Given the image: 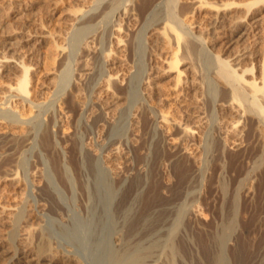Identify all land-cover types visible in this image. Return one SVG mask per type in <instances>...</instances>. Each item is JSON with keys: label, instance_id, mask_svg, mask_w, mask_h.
I'll list each match as a JSON object with an SVG mask.
<instances>
[{"label": "rangeland", "instance_id": "374dc122", "mask_svg": "<svg viewBox=\"0 0 264 264\" xmlns=\"http://www.w3.org/2000/svg\"><path fill=\"white\" fill-rule=\"evenodd\" d=\"M111 1L112 0H0V95L6 90L8 91L5 93L6 101H3V103L0 101V103L3 104V106L0 104V133L2 134V132L5 133L7 131L10 135L12 134V137L7 136L8 138H4L0 134V164L6 161L4 164L5 166L7 165V169L11 167L14 169V165L17 163L21 164L22 168H31V171L33 169L32 172L29 170V175L31 176L28 175L26 178L20 177L18 179V181L20 180L18 185L8 180H0V204H5L6 207H10L13 202L27 195L26 198L29 203L32 204L34 202L32 206L29 203L27 204V207H29L27 213L30 212L28 216L35 214V207L33 206H35V204L37 205L40 199L38 190L37 192L35 191L36 187L32 183L31 178L35 171H41L38 175L40 181L43 178L41 182L44 183L41 184L40 182V188L46 186V188L48 187L47 189H49L50 184H53L52 181H55L56 184H53L52 188L50 187L52 191L50 189L49 191L51 193L57 192L56 195H63L59 198V200L62 201V203H60L65 208L67 206L70 207H67L65 212L69 215L77 211L79 217L85 219V217H88L86 216L88 205L92 212V205L95 200L92 198H94L95 194L93 193L94 191H91L93 190L91 186L94 185L95 182H93V180L96 181L95 178L99 174L97 176V178H99L97 182H100L99 190H101V192L103 190V192L96 191V194L102 195L104 192L106 193L105 189L107 187L110 188V184H112L113 187L111 186V189L113 188V190L116 191V200L114 203L118 200L120 201L124 197L130 198V203L128 202L124 208H128L131 205L132 214L136 213L139 209L138 213L143 212L141 210L146 208L143 204L147 203V201L150 203L151 189L155 184L158 194L155 191L156 198L151 200L150 204H152L153 207L149 204L151 207L148 206L149 209L147 208L148 210L144 211H146L145 214L150 211L148 215H146L148 223L157 222L159 219H164V222L166 221L165 227L163 221H161L163 224L162 226L160 225L161 227H157L160 228L159 230H169L172 226L170 224L174 223L180 208L184 205L185 215L183 214V220L185 221L183 222L185 223L182 224V232L180 234L182 237L184 236L183 238H185L187 244L193 247L191 248L194 249L196 258H203L201 257L202 254L200 251H203L202 249L208 246L209 240L212 241L213 238L217 237L219 233H221L222 228L229 222H232L234 225L231 236L227 241L228 244H226L229 254L231 249L232 251L233 249L236 250L237 247L246 244L245 242H249L254 246L260 245L263 240L262 233L264 229V132L259 134V132L253 131L249 121L246 119L245 123L243 121L240 125L243 132L240 135V138H242L240 141L242 140V142L239 141V146L231 145L229 142L220 140L218 137L219 135H217L218 132L215 130H217L216 125L221 118L218 104L219 102H223L221 100L222 97L220 96L219 98V94L222 90L213 77H215L218 69L217 57L221 56L220 58L223 57V59L225 58V60L228 59L227 61H229L233 59V54L237 51H242L241 53L244 54L243 60L239 64L229 61L232 67L235 69L245 66L246 68L251 67L252 71L255 72L257 67L264 63V27L247 33L248 35L246 34V36H244L245 39L244 37L239 39L234 43L235 45L228 50L227 41L232 36L231 26H222L219 28V32L217 31L216 34H213L206 21L207 13L209 12L206 7H204L203 10L192 3L183 2V0H179V2L182 1V3H178V5V0H176L175 4L178 6H175V11L177 10L176 14L179 15L178 19L181 20V18L184 17L183 19L185 20V22L181 20L183 21L182 28L188 32V35L190 34L189 38L195 41L194 43L197 51L199 54L201 53L200 56L197 57V51L192 55L185 47L188 54L186 55L183 49L184 46H186V42H183L182 44L184 46L181 45L182 47L178 49L172 33L169 31L165 32L161 28L164 25L162 21L157 22L158 24L156 23L153 26L154 30H144L145 24L147 26L149 21V17L144 15V0H130V2L129 0H121L120 2H123L118 3L120 7L117 6L118 4L115 5L118 7H116L115 10L113 9L115 6H110ZM244 1H246V6L248 5L246 8H250L252 11L259 10L261 14L264 15V0H260L258 6L254 4L256 8H252L254 7L253 5L249 7L254 0H241L238 4L240 5ZM256 1L259 2V0H255V2ZM128 2L130 4H128ZM164 2L165 0H159L156 4L157 7L159 5V7H163L165 5ZM108 4L111 9H109ZM105 6L106 8H104ZM181 7L185 11L187 10V13H184L185 11ZM105 9L112 11L109 13V10L107 12ZM206 10L208 11L207 13ZM181 12L183 13L181 14ZM247 12L248 10L246 9V14ZM105 13H108V16H105ZM226 13L236 18L239 14L243 15L245 11L243 7L238 6L236 9L233 8ZM203 16H205V18ZM187 22L189 23L187 24ZM88 25L89 31H91H88L90 34H86L88 36L85 37L86 40L82 43H90V47L92 48H89L90 51H88V48L85 47L86 45L82 43L79 49L77 45L73 46L75 44L73 41V37L76 34L75 32L81 29L82 26L86 27ZM115 30L120 31L118 33ZM162 30L164 31L163 33ZM142 31L143 35L147 32L145 37L142 35ZM137 32H139V34ZM117 33L123 40V46H125V51L123 50L122 53H117L113 41L114 37H112L115 36L114 34L117 35ZM151 34L152 36L150 37ZM137 35L142 39L140 40ZM193 37L195 39H193ZM240 40H242V42ZM200 41L206 44H202V42L200 44ZM198 43L200 45H198ZM128 45L133 47L134 50L133 48H129ZM134 45L136 47H134ZM126 46L131 50H128ZM141 49L145 52L143 53ZM175 50L179 51V55H177L179 56L178 58L182 59L183 56V59L190 60H186V62H189V68H187V71L183 72L184 75L181 76L183 80L178 78L180 79L178 81L182 80L181 82H174L176 78L163 75L168 67L167 62L169 64ZM109 52L112 54V57L115 56L114 58H117L116 61L118 60L117 63L115 61L112 66L106 65L105 62H103V57L105 58L109 55ZM189 54L192 56H189ZM153 58L156 59L157 63H154L155 60ZM208 58L214 60V63H209ZM150 63L152 65H150ZM139 65L142 66L144 73H146L145 76L143 75L144 79L142 81H144V84L141 83L142 86H138L139 84L134 80L132 81V78H130L134 77L133 75L138 72ZM144 65L148 67L145 69ZM67 69H69V71ZM133 71H135V73ZM67 72H69V76L66 75ZM128 72H132L133 74ZM124 77L126 78L123 79ZM24 78L27 79L28 84L26 83L24 88H22L23 86L21 87L18 83ZM109 78H111V81ZM147 78L151 81L149 79L147 81ZM184 79L188 81H184ZM145 82H149V87H147L146 91L144 86L146 85ZM106 84L108 93L104 90ZM132 85H135L134 88ZM12 86H17V89L10 92L9 88ZM139 87H142L141 90ZM137 88H139V90H137ZM150 88L152 89L149 90ZM186 88L188 89L186 90ZM22 89H25V92ZM134 90L139 91L140 95L138 94L139 92H135ZM213 90L218 92L216 93V97H214L216 98L215 100L213 98ZM11 93H13V95ZM137 95L142 99H139ZM141 95H143V97H141ZM131 96L134 99L132 98L130 100ZM228 98L226 100H228ZM131 101H133V103ZM6 104L9 108L6 107ZM233 106H235L236 109L239 108H237L235 102ZM238 106L241 105L238 103ZM7 108L8 110H6ZM11 108L13 112H11ZM7 113H9V115ZM212 113L215 116H213ZM196 115L198 117H205V121L207 119L209 122V125L206 123L207 121L205 122L206 126L208 125L205 131L207 130L206 132H208L210 130V133L204 132L202 134L203 136L201 135L202 138L205 137L204 139L201 138V142H203V140L205 141L203 142L204 144L200 143L201 145L194 141L190 142L191 139H187L188 137L183 134V129L185 127H190L191 129L195 128L193 130L198 131L196 127ZM164 117L171 120L168 121L169 124H167V128H169L167 129V136H169V138L161 135L162 133L156 127L157 122ZM218 118L219 121H217ZM233 119L234 120H232V118L228 119V122L232 120L231 122L234 123L237 120L236 118ZM174 122L181 127L174 126L176 125ZM210 122H215V124L212 123V125ZM231 122L228 123V125L232 124ZM243 124H247V127H243L245 126ZM234 125L238 126L237 124ZM116 127L120 130H117ZM237 129L236 127L234 132H236ZM245 129L247 131L249 129V131L247 132ZM114 130L118 132H113ZM47 131H49L48 133L51 134L50 136L52 138L49 144H45L42 140L43 135ZM234 132L227 136L228 141L231 140L232 136L234 138ZM213 134L216 135L210 138ZM208 136H210L209 139ZM170 141L171 143H168ZM217 141H219V143H217ZM202 145L203 147H201ZM206 145L207 147L204 148ZM118 147H120L118 151L121 157L116 161L110 160L109 158L113 151ZM186 147H190L192 151L197 150L199 151L198 153L201 152L199 154V156H201L199 157L200 162H195L191 158L189 159L184 151ZM87 150H91L92 152H88ZM157 151H159V159L156 156L158 153ZM19 157L21 160H19ZM13 159L15 163H12ZM107 159L118 167V175L111 174L110 176V173L106 174L107 171L104 169V161ZM193 162L196 163V165H194ZM92 163L95 166H91ZM183 163H185L184 167L187 168L189 166L188 169L191 174L189 173L187 177L188 180L184 183L186 185L181 189L183 191L179 189L175 190L174 185L180 180L177 174V168ZM62 166L66 169L64 171L65 173L63 172L64 169H62ZM55 167L56 169L54 170ZM91 167H95L97 171H103L104 173L96 171L94 172V176V173L90 172ZM76 168L79 170L77 171ZM80 168L83 170L82 173H80ZM60 171L63 173L61 174ZM63 174H67V177L71 178L72 184H65L62 182L61 176H63ZM79 174H81V176ZM20 176L22 175L20 174ZM49 177H51L52 180L49 179ZM54 177L57 179L55 180ZM59 177L60 179H58ZM59 180H61L62 183H60ZM21 181L24 182L25 186ZM49 182L51 183L49 184ZM67 185H73L75 188H72V186H69V188ZM102 185L104 187H102ZM57 186L59 188H57ZM85 186L86 190L81 188ZM87 190L89 194H93H91V196H89V194L87 195ZM70 197L72 198L69 199ZM146 198H148V200ZM85 199L86 201H83ZM87 199L89 201H87ZM154 200H156L155 203ZM65 201L67 203H65ZM68 202L74 207L68 204ZM73 202L76 203L74 204ZM114 203V206L112 205L110 208L111 210L116 208V203ZM77 212L74 213L75 216ZM112 212L114 213V210ZM163 213L165 217L160 216ZM60 214L61 213H58V216ZM74 214L72 215L74 216ZM32 219L28 223L22 224L28 235L29 231L31 232L33 227L37 226L40 221V219ZM163 227L165 230L162 229ZM5 232L6 228L0 225V233L1 235L4 234L0 236L4 239L3 246L8 247L6 244L7 239ZM28 235L25 236L27 237ZM115 237L114 239H117V236ZM29 238L28 236L25 243L28 250L33 245Z\"/></svg>", "mask_w": 264, "mask_h": 264}, {"label": "bare ground", "instance_id": "6f19581e", "mask_svg": "<svg viewBox=\"0 0 264 264\" xmlns=\"http://www.w3.org/2000/svg\"><path fill=\"white\" fill-rule=\"evenodd\" d=\"M101 1V0H99ZM121 0H112L110 2V6H115L117 5ZM126 1V0H125ZM142 1V0H141ZM159 0H144L143 2V6H144V15L147 17H149V21L147 23V26L145 24L144 26V30H148L150 29V31L154 30V25L159 22L162 21L164 23V25L161 27L165 32L169 31L172 33L173 37L176 40V46L178 47V49H180V47H182L181 45H183V42H186L184 46V50L186 47V50L190 53H192V55L197 51L196 45H195V41H192V39H190L188 32L186 30H183L182 28V22L181 20H184L183 18L178 19L179 15L176 14L175 11V6L178 3H182L177 2L176 0H165V5L163 7H157V2ZM161 1V0H160ZM164 1V0H163ZM239 1L241 2V0H183V2L186 3H192L200 8H204L206 7L209 12L206 10L207 15V23H208V27L211 29L213 34H216L217 31L219 32V28H221L222 26H231L232 27V36L228 39L227 41V46L229 47V49H231V47L233 45H235L234 43L236 41H238L239 39L243 38L244 36H246L247 33L249 32H253L256 30H259L261 28L264 27V15L261 14V12L259 10H250V8H246V1L242 2L240 5L238 4ZM243 1V0H242ZM123 2V1H122ZM120 2V3H122ZM130 2V0H129ZM128 2V4H130ZM262 2V1H261ZM98 3V1H97ZM257 3V4H256ZM260 3L254 0V2L252 4L249 5V7L251 5H253L254 7L252 8H256V6H258ZM263 3V2H262ZM261 3V4H262ZM256 6H255V5ZM104 5V4H103ZM179 5V4H178ZM177 5V6H178ZM190 5V4H189ZM263 5V4H262ZM107 6V5H106ZM106 6L104 8H106ZM119 6V4L117 5ZM115 6L113 9L115 10V8L117 7ZM123 6V5H122ZM182 6V5H181ZM192 6V5H191ZM194 6V7H196ZM243 7L245 13L241 16L240 14L235 18L230 16L229 14H227L226 12L230 11L231 9H236V7ZM261 6V5H260ZM109 7V4H108ZM120 7V6H119ZM184 7V6H183ZM191 7V8H194ZM262 7V6H261ZM99 8V7H98ZM118 8V7H117ZM130 8V7H128ZM180 8V7H179ZM182 8V7H181ZM186 8V6H185ZM251 8V9H252ZM109 9H111L109 7ZM108 9V10H109ZM183 9V8H182ZM188 9V7H187ZM238 9V8H237ZM246 9L248 10L247 14H246ZM258 9V8H257ZM261 9V8H260ZM106 10V9H105ZM108 10H106L108 12ZM139 10V7H138ZM184 10V9H183ZM182 10V11H183ZM195 10V9H194ZM200 10V9H198ZM204 10V9H203ZM240 10V9H239ZM112 11V10H111ZM109 10V13L111 12ZM185 11V10H184ZM140 12V11H139ZM193 12V11H190ZM195 12V11H194ZM113 13V12H112ZM183 12H181L182 14ZM187 13V10L184 12ZM200 13V12H199ZM204 13V12H203ZM95 14V13H94ZM102 14V12H101ZM106 14V15H105ZM105 16H108V13H105ZM118 14V13H117ZM121 14V13H120ZM127 14V12H126ZM190 14V13H189ZM232 14V13H231ZM236 14V13H235ZM143 15V14H142ZM188 15V14H187ZM97 16V15H96ZM99 16V14H98ZM184 16V15H183ZM235 16V15H233ZM101 17V16H100ZM193 17V16H192ZM205 18V16H203ZM191 18V17H190ZM93 19V18H92ZM186 19V17H185ZM94 20V19H93ZM146 20V19H145ZM188 20V19H187ZM92 21V20H91ZM112 21V20H111ZM185 22V20H184ZM74 23V22H73ZM85 23V22H84ZM101 23V22H100ZM145 23V22H144ZM189 22H187L188 24ZM191 23V22H190ZM158 24V23H157ZM85 25V24H84ZM91 25V24H89ZM89 25L86 27H81V29H79L78 31H76L75 36L73 34V41L75 42V45L78 46V49L80 48V44L82 42H85L84 40H86L85 37H87L88 35H86L87 33L90 34L89 32ZM190 25V24H189ZM185 26V25H184ZM100 27V26H99ZM109 27V26H108ZM146 27V29H145ZM153 27V28H152ZM160 27V26H159ZM80 28V27H79ZM137 28V27H136ZM157 29V28H156ZM205 29V28H204ZM121 30V29H120ZM120 30H115L119 33ZM162 30V33L164 32ZM189 30V29H188ZM89 31V32H88ZM107 31V30H106ZM158 31V30H157ZM193 32V31H192ZM96 33V32H95ZM116 34H114V43H115V48L117 49V53H122V51L125 49V46H123L122 43V39L121 37ZM139 34V32H137ZM113 34V33H112ZM147 34V32L145 33ZM143 35V31H142V35L145 37L146 35ZM207 34V33H206ZM253 34V33H252ZM94 35V34H93ZM160 35V33H159ZM169 35V34H168ZM195 35V34H194ZM198 35V34H197ZM248 35V34H247ZM142 36V37H143ZM152 36V34L150 35V37ZM196 36V35H195ZM138 37V35H137ZM136 37V38H137ZM149 37V36H148ZM139 38V37H138ZM137 38V39H138ZM158 38V37H157ZM112 39V38H111ZM110 39V40H111ZM140 39V38H139ZM142 39V38H141ZM140 39V40H141ZM193 39H195L193 37ZM245 39V37H244ZM136 40V39H135ZM144 40V38H143ZM148 40V39H147ZM197 40V39H196ZM203 40V38H202ZM168 41V39H167ZM198 41V40H197ZM206 41V40H204ZM242 42V40H240ZM153 42V41H152ZM151 42V43H152ZM171 42V41H170ZM202 41H200L201 44ZM207 42V41H206ZM148 43V42H147ZM164 43V42H163ZM205 42H202V44H204ZM85 44V43H82ZM125 44V42H124ZM138 44V43H137ZM197 44V42H196ZM198 43V45H200ZM206 44V43H205ZM223 44V43H222ZM242 44V43H241ZM86 45V46H85ZM84 46L86 48H91L90 43L87 42V44H85ZM141 45V44H139ZM147 45V44H146ZM209 45V44H207ZM104 46V45H103ZM129 46V45H128ZM127 47L128 50H131L133 47H130L131 49H129ZM133 46V44H132ZM94 47V46H93ZM96 47V46H95ZM134 47H136L134 45ZM141 47V46H140ZM200 49H202L201 47H199ZM77 49V48H76ZM75 49V50H76ZM92 49V48H91ZM137 49V48H136ZM135 49V50H136ZM177 49V48H175ZM182 49V48H181ZM182 49V50H183ZM134 50V48H133ZM139 50V49H137ZM142 50V49H141ZM185 50L186 55L187 51ZM199 50V49H198ZM221 50V49H220ZM79 51V50H77ZM92 51V50H91ZM125 51V50H124ZM143 53L145 52L144 50H142ZM140 51V52H142ZM174 51V50H173ZM201 51V50H200ZM203 51V50H202ZM75 52V51H74ZM179 51H176L173 53L174 55L172 56L173 58L171 59V61H169V64L167 62V69L164 71L163 75H169L172 76L174 78H176L174 82H181L183 79L181 78L183 74V72L187 71L189 68V62H186V60L188 61L189 59H182L178 58L179 55L178 54ZM184 52V51H183ZM230 52V51H229ZM242 51H237L234 52V57L232 60L229 61H233L235 64H239L241 63V61L243 60V55L241 53ZM76 53V52H75ZM74 53V55H75ZM136 53V52H134ZM198 56H200L199 52L197 51ZM217 53V52H216ZM73 54V53H72ZM215 54V53H214ZM114 55V54H113ZM189 54V56H192ZM204 55V54H203ZM202 55V57H203ZM246 55V54H245ZM73 56V55H72ZM105 56V55H104ZM143 56V55H142ZM115 57V56H114ZM112 57V54L107 55L105 58L103 57L105 64L106 65H111L116 61V59ZM121 57V56H120ZM146 57V56H145ZM144 57V58H145ZM186 57V56H184ZM195 57V55H194ZM193 57V58H194ZM206 57V56H205ZM221 57V56H220ZM217 57V65H218V69L217 72L215 74V77H213L217 83L218 86L221 87L222 92L219 94V98L220 96L222 97V101L223 102H219L218 104V110L221 112L219 114H221V118L219 121V118L217 121H219L216 125L217 127V131L219 135L218 137L220 138V140L225 141V142H229L231 143V145H238L239 146V141L240 139V135L243 132L242 128L240 127L241 123L244 121H246V119L249 121L251 129H253V131L259 132V134L262 132H264V63L261 64L260 66L257 67L256 71L253 72L251 67L250 68H246L242 67L239 69H235L232 67V64H230L229 61H227L228 59L225 60V58L223 59ZM143 58V59H144ZM190 58V57H187ZM200 58V57H199ZM121 59V58H120ZM136 59V58H135ZM152 59V58H151ZM154 59V58H153ZM206 59V58H205ZM209 59V63H214V60H210ZM156 62V59H154ZM151 60V61H154ZM192 60V58H191ZM199 60V59H197ZM118 61V60H117ZM116 61V63H117ZM120 61V60H119ZM122 61V60H121ZM150 61V62H151ZM190 61V60H189ZM200 61V60H199ZM202 61V60H201ZM8 62V61H5ZM145 62V61H144ZM166 62V61H165ZM264 62V61H263ZM148 63V62H147ZM152 63V62H151ZM150 63V65H152ZM145 64V63H144ZM201 64V63H200ZM124 65V63H123ZM141 65V64H140ZM139 65V70L138 72L133 75L134 77H130L132 78V81L134 80L137 84H139L138 86L141 85V83L144 84V81H142L143 75L145 76L146 73H144V69L142 68V66ZM146 65V64H145ZM144 65V67H145ZM155 65V64H154ZM191 65V62H190ZM204 65V64H203ZM192 66V65H191ZM213 66V65H211ZM141 67V69H140ZM148 66L145 67V69ZM205 67V66H204ZM240 67V66H237ZM236 67V68H237ZM138 68V67H137ZM183 68V69H182ZM253 68V67H252ZM91 69V68H90ZM191 69V67H190ZM194 69V68H193ZM192 69V70H193ZM69 71V69H67ZM134 70V69H133ZM137 70V69H136ZM197 70V69H196ZM71 71V70H70ZM94 71V70H93ZM92 71V72H93ZM132 71V69H131ZM135 73V71H133ZM153 72V71H152ZM26 73V72H25ZM69 72H67L66 75H68ZM124 73V72H123ZM130 73V72H128ZM132 73V72H131ZM130 73V74H131ZM187 73V72H186ZM104 74V73H102ZM133 74V73H132ZM98 75V74H97ZM96 75V77H97ZM149 75V74H148ZM69 76V75H68ZM85 76V75H84ZM101 76V75H100ZM108 76V75H107ZM111 76V75H110ZM125 76V75H124ZM165 76V77H166ZM129 77V76H127ZM149 77V76H148ZM206 77V76H205ZM101 78V77H99ZM126 77H124L123 79H125ZM181 78V81H178ZM66 79V78H65ZM64 79V80H65ZM81 79V78H80ZM97 79V78H96ZM111 81V78H109ZM113 79V78H112ZM149 78H147L148 81ZM19 80V79H18ZM99 80V79H98ZM107 80V79H106ZM150 80V79H149ZM186 79H184L185 81ZM93 81V80H92ZM115 81V80H114ZM151 81V80H150ZM188 81V80H186ZM212 81V80H211ZM19 82V81H18ZM103 82V81H102ZM124 82V81H123ZM128 82V81H127ZM134 82V84H135ZM191 82V81H190ZM205 82V81H204ZM27 79L24 78L23 80L20 81V84L22 88H24V85H26ZM130 83V82H129ZM133 83V82H132ZM131 83V84H132ZM152 83V82H150ZM192 83V82H191ZM17 84V85H18ZM136 84V85H137ZM146 85L145 86V91L147 90V87H149V82H145ZM176 84V83H175ZM123 85V84H122ZM151 85V84H150ZM189 85V84H188ZM107 86V84L105 85V87ZM133 86V85H132ZM135 86V85H134ZM133 86V88H134ZM142 86V85H141ZM176 86V85H175ZM181 86V85H180ZM196 86V85H193ZM192 86V87H193ZM215 86V85H214ZM17 87V86H16ZM16 87H10L9 90L10 92L12 90H16ZM97 87V86H96ZM127 87V86H126ZM151 87V86H150ZM187 87V85H186ZM190 87V86H189ZM188 87V88H189ZM104 88V87H103ZM107 88V89H106ZM104 88L105 92L108 93V87ZM136 88V87H135ZM140 90L142 87H139ZM139 88H137V90H139ZM186 88V90L188 89ZM216 88V87H213ZM26 89V88H25ZM25 89L24 90L25 92ZM152 88H150L149 90H151ZM184 89V88H183ZM103 90V91H104ZM136 90V89H135ZM134 90V91H135ZM148 90V91H149ZM192 90V89H191ZM195 90V88H194ZM200 90V89H199ZM7 91V90H6ZM6 91L2 93V95H0V101L3 103V101H6ZM8 92V91H7ZM9 92V93H10ZM135 92H139V91H135ZM144 92V91H142ZM187 92V91H186ZM190 92V91H189ZM192 92V91H191ZM197 92V90H196ZM216 93H218L217 91L215 92V90H213V98L216 97ZM8 94V93H7ZM13 95V93H11ZM9 94V95H11ZM129 94V93H128ZM134 94V93H133ZM140 95V92L138 93ZM144 94V93H143ZM150 94V93H149ZM148 94V95H149ZM186 94V93H185ZM194 94V93H193ZM8 95V96H9ZM131 95V94H130ZM138 96L139 99H142ZM146 95V94H145ZM144 95V98H145ZM129 96V95H128ZM136 96V95H135ZM141 97H143V95H141ZM178 97V96H177ZM229 97V98H228ZM10 98V97H8ZM133 97L131 96L130 100ZM143 98V99H144ZM228 98V100H226ZM21 99V98H20ZM134 99V98H133ZM137 99V98H136ZM135 99V101H136ZM146 99V98H145ZM212 99V98H211ZM210 99V100H211ZM216 98H214L215 100ZM138 100V99H137ZM149 100V99H148ZM180 100V99H179ZM182 100V99H181ZM213 100V101H214ZM134 101V102H135ZM201 101V100H200ZM212 101V100H211ZM220 101V100H219ZM133 103V101H131ZM216 102V101H215ZM237 104V108L234 105ZM237 102V103H236ZM0 103L2 106L3 104ZM8 103V102H7ZM11 103V102H10ZM139 103V102H138ZM211 103V102H210ZM213 103V102H212ZM218 103V101H217ZM238 103L241 106H238ZM0 105V106H1ZM11 105V104H10ZM134 105V104H133ZM214 105V104H213ZM212 106V105H211ZM215 106V105H214ZM6 107L7 104H6ZM17 107V106H16ZM208 107V106H207ZM1 108V107H0ZM3 108V107H2ZM9 108V107H8ZM8 108L6 110H8ZM214 108V107H213ZM12 109V108H11ZM120 109V108H119ZM217 110V111H218ZM15 111V110H14ZM134 111V110H133ZM146 111V110H145ZM13 112V109L12 111ZM153 113V112H152ZM9 115V113H7ZM192 114V113H191ZM217 114V113H216ZM1 115V114H0ZM4 115V114H3ZM13 115V114H12ZM211 115V114H210ZM213 116H215L212 113ZM153 116V115H152ZM155 116V115H154ZM197 116V115H196ZM218 116V115H217ZM1 117V116H0ZM11 117V115H10ZM135 117V116H134ZM3 118V117H2ZM8 118V116H7ZM122 118V117H121ZM130 118V117H129ZM167 118V115H166ZM165 117L162 118L159 122H157V128L160 130V132L162 133L161 135H163L166 138H169V136H167V124L168 120ZM234 120L233 118H236L237 120L233 123L231 122L232 120ZM16 119V118H15ZM122 121V120H121ZM207 121V122H206ZM205 121V117H198L197 116V130L195 131L193 129H191L190 127H185L183 129V134L185 136H187V139H191L190 142L194 141L197 142V144L201 145L200 143L205 142L203 140V142H201V138H202V134L205 131V128H208L209 122L206 119ZM215 121V119H214ZM111 122V121H110ZM134 122V121H133ZM208 123V125L206 126V123ZM232 123L230 125H228V123ZM125 123V122H124ZM136 123V122H135ZM156 123V122H155ZM176 124V122H174ZM211 123V122H210ZM215 124V122H212ZM211 123V124H212ZM248 123V124H249ZM237 124L238 126L234 125ZM128 125V124H127ZM135 125V124H134ZM156 125V124H155ZM171 125V124H170ZM179 125V124H178ZM177 124L174 126H178ZM213 125V124H212ZM245 125V124H243ZM247 125V124H246ZM243 126V127H247V126ZM123 126V125H122ZM172 126V125H171ZM206 126V127H205ZM111 127V126H110ZM126 127V126H125ZM170 127V126H169ZM181 127V126H178ZM184 127V126H183ZM215 127V125H214ZM236 127L238 128L236 130V132H234V129H236ZM87 128V127H86ZM119 128V127H118ZM155 128V126H154ZM212 128V127H211ZM115 129V128H114ZM117 129V127H116ZM122 129V128H121ZM156 129V128H155ZM182 129V128H179ZM120 130V129H117ZM127 130V128H126ZM212 130V129H211ZM246 130V129H245ZM244 130V131H245ZM93 131V130H92ZM169 131V130H168ZM247 131V130H246ZM249 131V129H248ZM247 131V132H248ZM49 131L45 132V134L43 135V142L45 144H49L51 141V134L48 133ZM113 132H116V130H114ZM118 132V131H117ZM116 132V133H117ZM120 132V131H119ZM234 132V138L232 136L231 140L228 141L227 140V136L231 135V133ZM104 133V132H103ZM112 133V132H111ZM121 133V132H120ZM119 133V134H120ZM156 133V132H155ZM169 133V132H168ZM206 133H210V130ZM212 133V132H211ZM214 133V130H213ZM1 134V133H0ZM215 134V135H216ZM4 138H6L7 136H11L9 132H5L1 134ZM116 135V134H115ZM121 135V134H120ZM169 135V134H168ZM183 135V136H184ZM202 135V136H201ZM209 135V134H207ZM205 135V136H207ZM213 134L212 137L208 136L210 138H213L215 136ZM16 136V135H15ZM112 136V135H111ZM184 136V137H185ZM243 136V134H242ZM7 137V138H8ZM12 137V136H11ZM122 137V136H121ZM118 138V137H117ZM120 138V137H119ZM205 138V137H204ZM202 138V139H204ZM264 138V137H263ZM12 139V138H11ZM122 139V138H121ZM186 139V138H185ZM186 139V140H187ZM217 139V138H214ZM213 139V140H214ZM230 139V138H228ZM1 140V139H0ZM120 140V139H119ZM165 140V139H164ZM172 140V139H171ZM175 141V140H174ZM174 141H173V146H174ZM189 141V140H188ZM211 141V139H210ZM90 142V141H89ZM212 142V141H211ZM242 142V140L240 141ZM94 143V142H93ZM168 143H171L168 142ZM210 143V142H209ZM213 143V142H212ZM217 143H219V141H217ZM221 143V142H220ZM228 143V144H229ZM87 144V143H86ZM97 144V143H96ZM95 144V145H96ZM204 144V143H203ZM208 144V142H207ZM216 144V143H215ZM223 144V143H222ZM242 144V143H241ZM17 145V144H16ZM42 145V144H41ZM171 145V144H170ZM211 145V143H210ZM230 145V144H229ZM228 145V147H229ZM230 145V146H231ZM160 146V145H159ZM187 146V145H186ZM222 146V145H221ZM227 146V145H226ZM2 147V146H1ZM48 147V146H47ZM87 147V146H86ZM98 147V146H97ZM185 147V146H183ZM199 147V146H198ZM197 147V149H198ZM203 147V145L201 146ZM207 147L204 146V148ZM210 147V146H208ZM217 147V146H216ZM232 147V146H231ZM234 147V146H233ZM3 148V147H2ZM88 148V147H87ZM120 147H118L115 151H113L111 157L109 158L112 161H116L118 158H120V153L118 151ZM10 149V148H9ZM89 149V148H88ZM3 150V149H2ZM96 150V149H95ZM94 150V151H95ZM159 150V149H158ZM196 150V149H195ZM204 150V149H203ZM86 151V150H85ZM88 152H92L91 150H87ZM185 153L187 154V156L189 157V159L191 158L192 160H194L195 162H198L200 160L199 151H192V149L190 150V147H186L184 148ZM207 151V150H206ZM26 152V151H25ZM98 152V151H97ZM158 152V153H157ZM157 158L159 159V151H157ZM83 154V153H82ZM89 154V153H88ZM161 154V153H160ZM2 155V154H1ZM96 155V152H95ZM216 155V154H215ZM98 156V155H97ZM264 156V155H263ZM93 157V156H92ZM153 157V156H152ZM219 157V156H218ZM20 158V157H19ZM101 158V157H100ZM26 159V158H25ZM24 159V161H25ZM56 159V158H55ZM102 159V158H101ZM109 159H107L106 161H104V169L107 171L106 174H109L111 176V174H117L118 171V167H116V165L111 162ZM204 159V158H203ZM208 159V158H207ZM11 160V159H10ZM21 160V158L19 159ZM95 160V159H94ZM210 160V159H209ZM13 161V162H12ZM12 163L14 162V159L12 160ZM158 161V160H156ZM212 161V160H211ZM19 162V161H17ZM75 162V161H74ZM89 162V161H88ZM118 162V161H117ZM200 162V161H199ZM6 163V161L4 162ZM2 163L0 164V180H8L11 181V183H15V184H19L20 180L18 181V179L20 177H24L26 178V176L28 177L31 168L30 169H26V167L22 168L21 164L17 163L14 165V169L12 168H6L5 164ZM80 163V162H79ZM194 163V162H193ZM231 163V162H230ZM256 163V162H255ZM26 164V163H25ZM183 163L181 166L179 165V167L177 168V174L179 176V182L174 185L175 190L179 189H183L184 188V184L188 179V175H189V166L186 168L184 167ZM264 164V163H263ZM94 164L92 163L91 166H93ZM103 165V164H101ZM187 165V164H186ZM194 165H196V163H194ZM72 166V165H71ZM95 166V165H94ZM98 166V165H97ZM46 167V166H45ZM57 167V166H56ZM56 167L54 168V170L56 169ZM60 167V165H59ZM65 167V166H64ZM67 167V165H66ZM90 167V166H89ZM198 167V166H197ZM211 167V166H210ZM35 168V167H34ZM202 168V167H201ZM60 169V168H59ZM63 172L66 170L65 168H63L62 166ZM97 169V168H96ZM95 169V167H91L90 172L94 173L97 170ZM101 169V168H100ZM191 169V168H190ZM204 169V168H203ZM30 170V171H29ZM36 170V169H35ZM58 170V168H57ZM76 170L78 171L79 169L76 168ZM89 170V169H88ZM87 170V171H88ZM103 170V169H102ZM101 170V171H102ZM208 170V169H207ZM33 171V169H32ZM31 171V172H32ZM44 171V169H43ZM42 171V172H43ZM47 171V170H46ZM51 171V170H50ZM49 171V172H50ZM76 171V172H77ZM80 173H82V169L80 168ZM118 171V172H117ZM191 171V170H190ZM39 172L41 171H35L34 174H32V178L30 180L32 181V183L34 184V186L36 187V192L38 190L39 193V203L33 207H35V214H31L32 216H28V208L27 207L29 201L27 200L26 196H22V199L13 202L10 207H6L5 204L1 205L0 204V225L3 226L4 228H6V232H5V236L7 239V245L3 246V242L4 239H2V237H0V264H264V229H263V233H262V243L260 245H252L249 242H245L246 244L237 247L236 250L231 249L230 254L228 253L229 251L227 250V241L231 236L232 230H233V223L229 222L227 223L224 228H222L221 233H219V235L215 238H213V240H209L208 242V246L204 249H202L203 251H200L203 257L201 258H196L195 257V251L194 249H192L187 242L185 241V238L182 237V235L180 234L181 231V227L182 224L185 223L183 221V214L185 215V207L183 205L182 208H180L179 214L177 215L175 221L169 230H165V222L163 220H158L157 222H153V223H148L147 219H146V215H148V213L150 211H148L147 214L146 211L149 209L148 206H152L151 200H153V198H156V185H153V188L151 189L150 193V203L147 201L148 198H146L147 203L143 204L144 210H141L143 212H139L138 210L136 213L132 214V208L131 205L128 208H124L128 202L131 200L130 198H119L121 199L120 201L118 200L116 203V208H113L114 213L112 212L113 210H111L110 208L112 207L114 201L116 200V191L113 190V188L111 189L112 184H110V188H106V193L104 192V194L100 195V194H96V191H100L99 190V185L100 182H97V176H96V181L93 182L94 185L91 186V188L93 187L94 191L93 193L95 194L94 198V204L92 205V212L91 209L89 208L90 206L88 205V208L86 210L87 214L85 217V219H83V217H79V214L77 211L73 212L77 214L75 216L74 213H70L68 215L67 212H65V209H67L61 204L62 201L59 200V198H61L63 195L61 193L62 196L60 195H56L57 192H53L51 193L49 191L50 187H53V184H56L55 181H52L53 184H50L49 189L46 188V186L43 188H40V182L43 180V176L41 177L42 180L40 181V177L38 174H40ZM45 172V171H44ZM55 172V171H54ZM61 172V171H60ZM61 172V174L63 173ZM99 173H102L100 171H97ZM202 172V171H201ZM65 173V172H64ZM71 173V172H70ZM84 173V172H83ZM89 173V172H88ZM104 173V172H103ZM20 174L22 176H20ZM49 174V173H48ZM57 174V172H56ZM59 174V173H58ZM68 174V173H67ZM67 174H63V176H61L62 182L65 184H69L72 182L70 177H67ZM191 174V173H190ZM66 175V176H65ZM81 176V174H79ZM88 175V174H87ZM118 175V174H117ZM31 176V175H29ZM59 176V175H58ZM70 176V175H69ZM78 176V175H77ZM79 176V177H80ZM95 176V173H94ZM105 176V175H104ZM103 176V177H104ZM108 176V175H107ZM57 177V176H56ZM83 177V176H82ZM89 177V176H88ZM92 177V175H91ZM115 177V176H114ZM44 178L46 179V177L44 176ZM81 178V177H80ZM85 178V176H84ZM107 178V177H105ZM112 178V177H111ZM192 178V176H191ZM22 179V178H21ZM44 179V180H45ZM49 179L52 180L51 177H49ZM55 179V177H54ZM57 179V178H56ZM55 179V180H56ZM60 179V177L58 178ZM74 179V178H73ZM103 179V178H102ZM23 180V179H22ZM26 180V179H25ZM83 180V178H82ZM110 180V179H109ZM28 181V180H26ZM60 183L61 180H59ZM81 181V180H80ZM84 181V180H83ZM82 181V182H83ZM105 181V180H104ZM103 181V182H104ZM107 181V180H106ZM137 181V180H136ZM135 181V183H136ZM190 181V180H189ZM22 182V181H21ZM57 182V181H56ZM76 182V181H75ZM85 182V181H84ZM87 182V181H86ZM89 182V181H88ZM24 185V182H22ZM21 183V184H22ZM31 183V182H30ZM44 182H41V184ZM48 183V182H47ZM80 184H82L81 182H79ZM134 183V182H133ZM134 183V184H135ZM139 183V181H138ZM27 184V182H26ZM72 184V183H71ZM85 184V183H84ZM48 185V184H46ZM62 185V184H61ZM64 185V184H63ZM88 185V184H87ZM86 185V186H87ZM104 185V184H103ZM102 185V187H104ZM137 185V184H136ZM25 186V185H24ZM44 186V185H43ZM68 186V185H67ZM72 186V188L74 187L73 185H69ZM68 186V187H69ZM82 186V185H81ZM85 187H81L82 189H85ZM106 186V185H105ZM134 186V185H133ZM227 186V185H226ZM242 186V185H241ZM88 187V186H87ZM90 187V186H89ZM101 187V186H100ZM113 187V186H112ZM57 188H59L57 186ZM70 188V187H69ZM75 188V187H74ZM225 188V187H224ZM227 188V187H226ZM259 188V187H258ZM29 189V188H28ZM47 189V190H46ZM55 189V187H54ZM155 189V190H154ZM161 189V188H160ZM166 189V188H165ZM51 190V189H50ZM59 190V189H57ZM70 190V189H69ZM86 190V189H85ZM169 190V189H168ZM52 191V190H51ZM74 191V190H73ZM76 191V190H75ZM183 191V190H181ZM59 192V191H58ZM61 192V190H60ZM82 192V191H81ZM86 192V191H85ZM99 192V193H100ZM103 192V190H102ZM101 192V193H102ZM74 193V192H72ZM91 193V194H93ZM157 193V191H156ZM33 194V193H32ZM88 190H87V195H88ZM91 194H89V196H91ZM158 194V193H157ZM84 196V195H83ZM140 196V195H139ZM149 196V195H148ZM160 196V195H159ZM158 196V197H159ZM4 197V196H3ZM24 197V198H23ZM93 197V196H92ZM157 197V198H158ZM72 197H70L69 199H71ZM85 198V197H84ZM30 199V198H29ZM82 199V198H81ZM90 199V198H89ZM161 199V198H160ZM159 199V200H160ZM75 200V199H74ZM157 200V199H156ZM154 200V203L155 201ZM158 200V201H159ZM83 201H86L83 200ZM82 201V202H83ZM87 201H89L87 199ZM134 201V200H133ZM157 201V202H158ZM61 202V203H60ZM71 202V201H70ZM226 202V201H225ZM34 203V202H33ZM30 204L31 206L33 205ZM65 203H67L65 201ZM74 204L76 202H73ZM72 203V204H73ZM114 203V204H115ZM130 203V202H129ZM135 203V202H134ZM133 203V204H134ZM153 203V204H154ZM7 204V203H6ZM10 204V203H9ZM68 204H70L68 202ZM132 204V205H133ZM150 204V205H149ZM8 205V204H7ZM66 205V204H65ZM71 205V204H70ZM72 207H74L73 205H71ZM114 206V205H113ZM150 206V207H151ZM191 206V205H190ZM87 207V206H86ZM70 208V207H69ZM131 208V209H130ZM134 208V207H133ZM142 208V207H141ZM148 208V209H147ZM86 209V208H84ZM191 209V208H190ZM259 209V208H258ZM151 210V209H150ZM69 211V210H67ZM70 212V211H69ZM72 212V211H71ZM58 213H61L58 216ZM74 214V216L72 215ZM165 215L164 213L161 214L160 216ZM167 215V214H166ZM159 216V215H158ZM159 216V218H160ZM29 217V218H28ZM165 217V216H163ZM233 217V216H232ZM32 218H36V219H40L39 223L37 224V226L33 227V230H31V232L29 231V235L26 234V230L25 227L22 226L23 223L26 224V222L28 223ZM33 220V219H32ZM166 220H167V216H166ZM37 221V220H36ZM151 221V220H150ZM164 223V227L162 229L163 230H159L160 228H157L158 226H162V222ZM169 222V221H168ZM35 223V222H34ZM186 225V224H185ZM34 226V225H33ZM160 226V227H161ZM188 227V226H187ZM31 228V227H30ZM27 229V227H26ZM32 229V228H31ZM185 229V228H184ZM28 230V229H27ZM184 234V233H183ZM4 235V234H3ZM0 233V236H3ZM25 235H28L30 238V240L32 241V247L28 250L25 246V243L28 239V236L26 237ZM117 236V239H114V237ZM209 236V235H208ZM212 237V236H211ZM116 238V237H115ZM204 238V237H203ZM202 238V239H203ZM5 239V240H6ZM193 239V238H192ZM208 239V238H207ZM210 239V238H209ZM201 240V239H200ZM30 241V243H31ZM118 242V243H117ZM191 242V241H190ZM231 243V242H229ZM194 245V244H193ZM202 248V247H201ZM199 248V249H201ZM198 249V250H199ZM30 251V252H29ZM229 254V255H228Z\"/></svg>", "mask_w": 264, "mask_h": 264}]
</instances>
